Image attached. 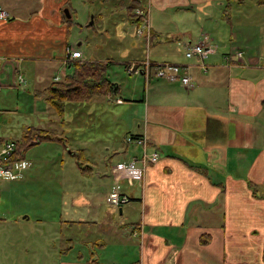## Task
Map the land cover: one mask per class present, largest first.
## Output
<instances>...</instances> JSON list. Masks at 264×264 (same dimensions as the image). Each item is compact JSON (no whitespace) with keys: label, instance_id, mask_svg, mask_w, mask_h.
Listing matches in <instances>:
<instances>
[{"label":"crops","instance_id":"1","mask_svg":"<svg viewBox=\"0 0 264 264\" xmlns=\"http://www.w3.org/2000/svg\"><path fill=\"white\" fill-rule=\"evenodd\" d=\"M65 1L0 0V8L8 13V19L0 21V89H19L24 83L19 72L22 63L32 62L39 68L37 62L42 61L50 69L61 61L67 43L66 37L57 33L62 22L56 12ZM226 6L219 25L223 34L211 36L201 31L205 35L199 43L215 50L203 61L217 55L219 49L223 56L221 64L204 65L209 70L204 78L192 71L203 66L197 57L191 58L197 61L193 68L188 67L192 72L190 87L141 74L145 84L154 82L152 93L151 86L137 98L145 105L144 132L128 130L126 136L144 137L159 152L157 162L145 172L140 194H130V202L141 206V214L127 223L126 233L120 229L121 223L114 224V213L101 224L71 218L68 221L72 223L97 226V242L79 245L77 251L75 243L61 248L57 264H264V12L241 14L239 6L254 7L244 2L237 8ZM255 6L264 8V3ZM64 10L68 20L70 15L67 17ZM152 33L161 39L160 33ZM180 35V43L191 45L192 40L186 43ZM56 47L61 48V54L55 53ZM147 59L152 65L171 63ZM126 62L129 61H122L124 65ZM217 76L226 85L227 110L232 117L211 109L212 105L220 109L208 88L216 86ZM209 78H214V84L207 83ZM197 85L202 87L197 89ZM154 97L158 102L153 104ZM116 103L124 101L118 97ZM192 124L198 129H193ZM148 126L155 127L157 143L152 141L154 132ZM193 152L199 157L193 158ZM113 167L102 175L110 179ZM30 168L31 165L25 172ZM2 204L4 200L0 203V222L22 228V223L30 220L19 219ZM124 206L118 207L121 215ZM36 221H44L38 236H30L34 239L25 241L26 249L19 255L5 253L18 241L10 237L3 248L8 256L0 264L24 263L28 259L31 264H52V231L48 233L45 220ZM104 226L119 234L121 254L111 256L106 251L108 245L100 237ZM33 229L36 231L34 223ZM14 247L20 250L19 245Z\"/></svg>","mask_w":264,"mask_h":264},{"label":"rangeland","instance_id":"2","mask_svg":"<svg viewBox=\"0 0 264 264\" xmlns=\"http://www.w3.org/2000/svg\"><path fill=\"white\" fill-rule=\"evenodd\" d=\"M93 2L91 4L87 0H66L61 10L56 12L59 21L62 22L57 33H62L67 43L65 54L60 62L58 60L56 66L50 70L42 61L37 62L39 68H36L32 62L22 63L19 65V72L23 75L24 83L18 86L19 89H0L1 141H16L29 127L50 131L61 138L56 140L55 136L54 139L47 138L48 140L45 141L38 138L35 141L40 142L35 144L33 141H28L25 155L28 163L23 173L21 172L20 176L13 180L0 176V203L3 200L5 202L2 207L10 210L13 215L18 214L19 219L30 217V220L22 223V228L14 227L11 222H0V262L2 263L8 256L4 254L3 248L6 247L10 237H17L18 241L12 244V250H5V253L19 255L26 249L25 241L34 239L30 236H38L39 225L44 222H37L38 218L48 223V233L52 231V264H57L61 248L70 247L75 243V251H77L79 245L85 243L92 245L93 242H97V226L72 223L73 221H68L71 218L94 220L101 224L107 216L111 217L114 213L112 217L114 224L121 223L120 229L124 233L127 232V223L141 214V206L133 201L130 202V194H140L141 185L134 182L129 184L127 180L117 176L113 166L123 160H129L132 156L141 155V147L136 143L127 146L125 138L130 135L126 136V132L128 130L144 132L145 105H143L144 101L137 98L143 93L146 94L151 86L152 93L154 83L147 81L145 84L141 74L131 73L128 68L141 66L147 58L191 67L197 61L185 57L187 46L179 42L180 34L184 42L192 40L191 45L202 41L204 32L211 36L223 34L219 26L222 23V10L227 7V3L233 8L238 7L236 0H106L104 2L94 0ZM243 2L245 6L254 7L239 6L241 14L255 15V11L264 12V8L255 6L257 4L255 0ZM220 4H223L222 7ZM64 9H67L70 15L68 20L63 13ZM134 13L143 16L139 26L134 22L135 17L131 15ZM152 31L160 33L161 39L156 37L152 40ZM201 31H204L203 35ZM188 32L191 34L189 35ZM225 40L228 43V39ZM67 48L70 50L78 48L77 50L82 53L78 60L85 63L100 62L103 66L108 64V77L119 85V92L112 96H95L88 102H68L63 117H60L47 102L46 89L73 75L75 61L68 60ZM54 51L61 54L59 47ZM220 52L219 49L217 55H210L205 61L198 62L203 66H198L192 71L204 78L209 73V70H205V64L208 66V64L222 63L223 56ZM146 54H148L147 58ZM124 60L129 62L124 65L122 63ZM191 68L188 71L190 75ZM219 77L221 76L215 78L216 86L208 88L212 91V98L216 99L214 104H218L221 110L214 108L213 105L211 109L232 117V113L227 110L226 85ZM206 81L214 84V78ZM201 87L202 85L196 86L197 89ZM118 97L123 99V104L116 103ZM130 100L134 101L130 102ZM156 102L158 101L155 98L153 104ZM134 120L140 124L139 127ZM192 125L193 129L197 128ZM148 128L155 131L154 126ZM152 136V141L157 143L156 133H152ZM229 155L233 161L232 152H229ZM191 156L199 157L195 152ZM30 165V170L25 172ZM86 165L90 170H84ZM109 167H113L110 179L102 175L108 174ZM117 182L121 190L129 196L127 202H130L129 205L119 206H124L122 215L117 206L109 205L106 200V196ZM128 214L131 216L125 218ZM33 223L36 231L33 229ZM40 227L42 228L43 225ZM101 229L103 231L100 232V237L108 245L106 251L111 256L120 253L119 234L108 226ZM16 245H19L20 250L14 247ZM38 258L40 259V256ZM18 264H31V260Z\"/></svg>","mask_w":264,"mask_h":264},{"label":"built area","instance_id":"3","mask_svg":"<svg viewBox=\"0 0 264 264\" xmlns=\"http://www.w3.org/2000/svg\"><path fill=\"white\" fill-rule=\"evenodd\" d=\"M138 11V10H137ZM8 18V13L0 8V20ZM140 32V30H139ZM214 47L208 44L199 43L196 45H188L186 48L185 57L192 58L197 57L200 62L212 51ZM68 60L79 59L82 56L81 51L77 49L70 50L67 48ZM128 71L135 74H143L147 78L151 75H155L158 78H165L169 81H179L183 87H190L191 77L188 73V65H177L173 63H164L158 65H152L148 59L139 67L130 66ZM120 102V100H117ZM125 142L127 144L136 143L141 147V155L134 156L129 161H123L117 163L115 167V174L123 179L127 180L129 184L133 182L139 186L144 179L146 169L149 165L155 163L159 158V152L155 147H150L149 143L144 137L133 138L132 136L126 137ZM150 148V149H149ZM16 145L14 141L0 139V176L4 179H16L20 176L21 172L26 169L28 160L16 159L13 160L12 156L15 152ZM128 195L124 190H121L119 182L112 187L111 191L106 196V200L111 206H117L125 204L128 201Z\"/></svg>","mask_w":264,"mask_h":264},{"label":"trees","instance_id":"4","mask_svg":"<svg viewBox=\"0 0 264 264\" xmlns=\"http://www.w3.org/2000/svg\"><path fill=\"white\" fill-rule=\"evenodd\" d=\"M87 1L91 4L94 3V0ZM104 1L106 0H100V2ZM236 1L237 3H242L244 0ZM255 1L257 4L264 3V0ZM227 4L230 5L229 3ZM135 14L136 13L131 15L132 17H135L134 22L137 26H139L141 24L143 16H137ZM144 16H146V14ZM151 35L152 40L157 36L155 33H152ZM73 66V75L68 76L62 82L55 83V85L50 86L46 89V100L55 109L60 117H63V114L65 113V107L68 102H88L91 101L95 96H112L113 94L119 92V85L117 83H113L108 77V64L103 66L100 62L85 63L81 60H77L74 62ZM130 136H132L133 138H139L138 135ZM52 137L53 139L55 137L56 140L61 139L55 133H52L50 131L36 129L35 127H29L20 139L14 141L16 149L13 153L12 159H25L27 151L26 144L28 143V141H33V144H35L40 142L35 141L36 139L38 140V138L42 139L41 141H45L48 140L47 138L50 139Z\"/></svg>","mask_w":264,"mask_h":264},{"label":"water","instance_id":"5","mask_svg":"<svg viewBox=\"0 0 264 264\" xmlns=\"http://www.w3.org/2000/svg\"><path fill=\"white\" fill-rule=\"evenodd\" d=\"M64 11H65L67 17H69V13H68L67 9H65Z\"/></svg>","mask_w":264,"mask_h":264}]
</instances>
